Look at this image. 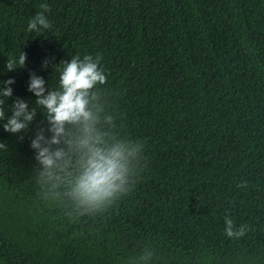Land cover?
Here are the masks:
<instances>
[{
	"label": "trees",
	"instance_id": "obj_1",
	"mask_svg": "<svg viewBox=\"0 0 264 264\" xmlns=\"http://www.w3.org/2000/svg\"><path fill=\"white\" fill-rule=\"evenodd\" d=\"M42 3L52 28L26 32ZM74 55L100 56L146 167L106 213L69 222L35 196L33 126L0 127V264H264V0H0V81L14 80L0 125L16 99L34 106L30 74L55 88ZM225 216L243 237H225Z\"/></svg>",
	"mask_w": 264,
	"mask_h": 264
},
{
	"label": "clouds",
	"instance_id": "obj_2",
	"mask_svg": "<svg viewBox=\"0 0 264 264\" xmlns=\"http://www.w3.org/2000/svg\"><path fill=\"white\" fill-rule=\"evenodd\" d=\"M27 23L28 33H40L52 28L47 15L48 6L40 5ZM25 54L10 56L7 71L20 69ZM41 70L47 65L41 64ZM57 85L30 74L27 91L35 98L34 106L16 99L11 115L0 127L12 135L24 138L29 132L28 147L33 156L32 181L38 201L53 205L63 216L74 222L82 218L101 216L135 187L144 171L147 158L141 139L128 135L120 117L111 105L103 86L107 74L100 66V56L74 55L55 64ZM13 79L0 81V105L12 95L9 85ZM43 117L36 121V115ZM5 112L0 110V121ZM0 141V151L5 150ZM245 186L243 183L237 187ZM244 225L235 226L225 216V237L237 240L245 235ZM153 252L136 258L135 264H170L169 259L153 260Z\"/></svg>",
	"mask_w": 264,
	"mask_h": 264
}]
</instances>
